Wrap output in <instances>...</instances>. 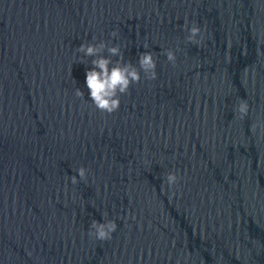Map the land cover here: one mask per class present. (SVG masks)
Listing matches in <instances>:
<instances>
[{"label": "water", "instance_id": "1", "mask_svg": "<svg viewBox=\"0 0 264 264\" xmlns=\"http://www.w3.org/2000/svg\"><path fill=\"white\" fill-rule=\"evenodd\" d=\"M100 41L157 63L110 115L76 51ZM260 122L264 0H0V264H264Z\"/></svg>", "mask_w": 264, "mask_h": 264}, {"label": "clouds", "instance_id": "2", "mask_svg": "<svg viewBox=\"0 0 264 264\" xmlns=\"http://www.w3.org/2000/svg\"><path fill=\"white\" fill-rule=\"evenodd\" d=\"M184 28L188 35L186 40L193 44H200L204 40V34L201 27L193 22L192 26H188L187 19L185 20ZM113 37L118 35V31L111 33ZM95 39V38H94ZM147 47V44L144 45ZM107 50L108 55L103 53ZM77 52L83 53L85 57H92L91 64L93 67L86 71V86L90 93V100L95 109L107 114H112L119 110L121 95L127 94L132 84H138L141 81V72L147 80L157 79V63L152 52L139 53L138 65L131 62H124L123 53L119 44L109 46L105 41L99 43H82L77 49ZM167 61L173 66L176 64V55L172 49L165 52ZM112 57H119L113 62ZM83 63V61H81ZM75 95L78 98L84 97V92L80 88H76ZM249 112V105L246 100L241 99L234 107V113H238L241 119H244ZM260 129V136L264 137V123L253 124L250 130L253 134ZM77 175L70 177L73 185L79 183L80 180H87L88 170L81 166L75 170ZM181 177L171 171L165 175L164 182L169 189L175 188ZM172 196L176 195L175 191L171 192ZM104 222L93 220L90 225L88 235L99 241H106L112 238V234L117 230V224L114 220L107 219V213L103 214Z\"/></svg>", "mask_w": 264, "mask_h": 264}]
</instances>
